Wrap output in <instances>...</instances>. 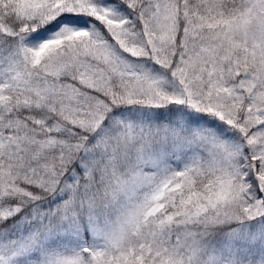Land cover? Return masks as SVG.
Segmentation results:
<instances>
[{
    "label": "snow or ice",
    "instance_id": "1",
    "mask_svg": "<svg viewBox=\"0 0 264 264\" xmlns=\"http://www.w3.org/2000/svg\"><path fill=\"white\" fill-rule=\"evenodd\" d=\"M0 264H264V0H0Z\"/></svg>",
    "mask_w": 264,
    "mask_h": 264
}]
</instances>
